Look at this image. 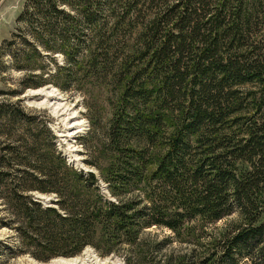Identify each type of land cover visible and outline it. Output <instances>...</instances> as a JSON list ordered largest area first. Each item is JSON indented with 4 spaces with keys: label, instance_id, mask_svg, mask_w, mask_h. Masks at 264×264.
I'll use <instances>...</instances> for the list:
<instances>
[{
    "label": "trees",
    "instance_id": "1",
    "mask_svg": "<svg viewBox=\"0 0 264 264\" xmlns=\"http://www.w3.org/2000/svg\"><path fill=\"white\" fill-rule=\"evenodd\" d=\"M16 22L6 44L19 91L108 94L111 159L84 162L114 199L27 115L31 139H8L12 154L0 157V228L18 237L0 258L48 261L86 246L104 256L125 244L127 264H264V0H26ZM8 113L11 123L25 114ZM174 241L190 249L163 254Z\"/></svg>",
    "mask_w": 264,
    "mask_h": 264
},
{
    "label": "rangeland",
    "instance_id": "2",
    "mask_svg": "<svg viewBox=\"0 0 264 264\" xmlns=\"http://www.w3.org/2000/svg\"><path fill=\"white\" fill-rule=\"evenodd\" d=\"M25 1L0 0V157L4 154H12L8 148H4V142L8 139H13L17 147L24 148L25 143L22 142V139H31L30 134L26 132V128L29 126L25 117L34 115L40 121L32 122L30 125L32 130L35 133L39 132L41 139H45L44 137L53 139L56 149L67 160L69 158L74 159V164L71 163L73 166L84 171L86 169L92 170L99 178L98 184L101 191L109 196L105 181L99 175L100 168L97 169L84 162L87 159L95 160L101 168L105 169L111 159L110 152L103 150L101 144V140L106 139L105 131L112 114L111 105L107 101L108 94L98 87H91L89 90L86 88L85 90L77 89L71 85L67 89L61 90L52 84L19 91L23 73L11 66L10 46L6 44V41L11 39V33L16 30V19ZM17 105L22 107L25 114L22 113L21 119L11 123L8 112L10 108L15 109ZM45 127L49 133L44 129ZM5 133H11V135L8 137ZM162 150L163 148L155 146L153 150L155 151V161H157L158 152ZM9 169L14 171L18 169V166L14 162L9 166ZM36 195L43 199L45 204H47L45 199L54 198L44 194ZM109 198H113V196H109ZM0 216L6 218L9 216L1 199ZM234 216L231 215L229 218ZM225 221L221 220L208 229L211 230L214 226H220ZM145 232L157 233L158 238L162 237L164 233H169L167 230L162 231L154 227L146 229ZM17 240V232L14 228H0V244H7L13 248ZM189 247L188 244L174 241L169 247L161 251L163 254H167L173 250V254L180 255L187 253ZM127 249V246L123 244L117 253L99 256L92 247L86 246L76 256H59L48 261L37 260L30 254L22 252L7 258L1 254L0 264H127L125 262ZM157 256L159 257L158 254ZM60 258H65L61 260L64 263L59 262Z\"/></svg>",
    "mask_w": 264,
    "mask_h": 264
},
{
    "label": "water",
    "instance_id": "3",
    "mask_svg": "<svg viewBox=\"0 0 264 264\" xmlns=\"http://www.w3.org/2000/svg\"><path fill=\"white\" fill-rule=\"evenodd\" d=\"M68 162L74 164V159L69 158V159H68ZM86 171H91V172H92V170H87V169H86ZM49 199H50V198L45 199L47 205H51V202H49ZM64 259H65V258H60L59 262H63V261H61V260H64ZM63 263H64V262H63Z\"/></svg>",
    "mask_w": 264,
    "mask_h": 264
},
{
    "label": "bare ground",
    "instance_id": "4",
    "mask_svg": "<svg viewBox=\"0 0 264 264\" xmlns=\"http://www.w3.org/2000/svg\"><path fill=\"white\" fill-rule=\"evenodd\" d=\"M74 127V126H73Z\"/></svg>",
    "mask_w": 264,
    "mask_h": 264
}]
</instances>
